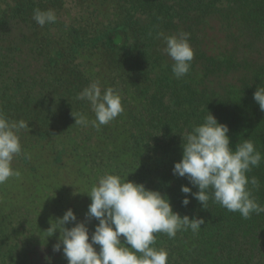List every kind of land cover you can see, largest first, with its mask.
I'll use <instances>...</instances> for the list:
<instances>
[{"label":"trees","instance_id":"trees-1","mask_svg":"<svg viewBox=\"0 0 264 264\" xmlns=\"http://www.w3.org/2000/svg\"><path fill=\"white\" fill-rule=\"evenodd\" d=\"M36 8L54 10L57 21L39 26L33 20ZM215 16L251 38L264 39V0H0V112L12 121L27 122L30 129L19 133L22 154L12 167L24 164L27 173H35L30 151L48 148L52 167H61L65 157L77 158L94 181L115 174L167 195L181 217L205 221L195 234L190 229L174 238L155 234L153 247L168 252V264H264V213L244 219L211 199L204 209L191 194L185 207L181 186L192 192L198 188L172 172L182 158V137L203 123L208 112L228 126L230 147L250 139L264 155V111L253 99L257 88L264 87V66L247 67L232 57H198L204 59L205 77L244 71L238 89L224 96L208 92L201 78L177 79L155 71L152 47L157 33L194 31L196 22ZM29 60L36 66L29 68ZM93 81L102 90L114 89L124 109L98 128L75 124L81 114L90 122L95 119L90 104L76 99ZM247 175L260 181L252 195L264 205V159ZM3 185L2 198L7 197ZM69 189L64 210L72 209L77 222L87 224L91 238L98 221L86 220L82 213L90 199L86 205L76 203V192ZM1 200L0 264H68L62 250L53 251L58 230L41 239L42 223L33 222L32 209ZM53 215L59 216L56 207ZM94 247L99 251V245Z\"/></svg>","mask_w":264,"mask_h":264},{"label":"clouds","instance_id":"clouds-1","mask_svg":"<svg viewBox=\"0 0 264 264\" xmlns=\"http://www.w3.org/2000/svg\"><path fill=\"white\" fill-rule=\"evenodd\" d=\"M33 20L43 27L55 23L57 16L52 9L36 8ZM161 36L163 33H157V38ZM189 38L190 33L183 31L163 36L164 51L173 61L172 72L177 79L189 73L194 59ZM76 99L87 101L95 114L91 122L83 114L79 118L74 116L75 124L81 126L107 125L124 111L120 95L112 88L102 90L99 81L91 82ZM253 99L264 111V87L257 88ZM208 113L203 123L194 125L182 137V158L172 169L173 175L187 178L198 188L197 192H192L190 187L181 186L185 194L183 206L190 203L188 194H191L204 209H208L211 199L229 212H239L244 219L264 213V205L252 195V189L259 190L260 181L255 176L249 179L247 175L252 168L259 167L264 155L250 139L237 143L235 149L230 147L228 126ZM26 129L30 131L27 122L12 121L0 112V184L20 175L12 162L22 154L19 133ZM88 196L91 203L85 218L98 221L91 238L87 224L77 222L70 208L45 231L51 237L59 230V241L53 251L62 250L68 264H168V252L153 247L155 234L164 233L174 238L178 231L189 229L195 234L205 223L202 218L181 217L174 212L167 195L149 190L143 184L122 180L115 174L100 176ZM69 223L74 226L66 227ZM95 245H99V251Z\"/></svg>","mask_w":264,"mask_h":264},{"label":"rangeland","instance_id":"rangeland-1","mask_svg":"<svg viewBox=\"0 0 264 264\" xmlns=\"http://www.w3.org/2000/svg\"><path fill=\"white\" fill-rule=\"evenodd\" d=\"M198 25L194 31L186 29L181 32L190 33L189 43L194 51V59L191 61L189 73L182 78H201L203 88L208 92H214L219 96H224L226 92L231 91L233 87L238 89L239 80L242 78L244 72L241 68L237 71H230L205 77L204 59H198L200 56L213 57L219 60L232 57L236 62L253 67L264 66V39H254L249 36L247 32L240 31L236 25H227L225 21L219 16L210 18L204 22H196ZM180 32H163V36H170L179 34ZM17 34V33H16ZM163 36L155 39L153 44V58L157 59L155 71L162 75L176 78L172 72L173 61L165 53L166 47ZM198 37L196 40L195 37ZM114 41L117 45L121 43L120 36H115ZM28 60V58H26ZM29 68L36 66V61H28ZM250 64V65H249ZM164 77V76H163ZM30 151L34 158L36 165V172L33 174L27 173V168L23 165L16 164V171L20 173L19 177H11L4 183L7 187L4 195L7 197H0V201L10 199L6 203H12L17 206H25L36 217L33 222L41 221L40 237L46 240L48 235V226L55 223L57 218H60L65 213L64 206L66 205L64 194L65 188L74 195V202L85 205L88 203L90 191L92 187L98 182L94 181V176L90 169L79 159H70L65 157L62 161L63 166L58 170H53L51 161L52 154L48 148H39L37 151ZM75 154L73 158H75ZM21 164V163H19ZM54 166V164H53ZM26 172V173H25ZM70 185V186H68ZM5 202V201H4ZM91 203V199L89 204ZM8 206V205H7ZM59 210V216L53 215V208ZM80 208V205H79ZM85 214V211L82 210ZM81 213V214H82ZM36 222V224H38ZM93 221L91 222L92 226ZM95 230V228H93ZM59 236V230L57 233Z\"/></svg>","mask_w":264,"mask_h":264},{"label":"flooded vegetation","instance_id":"flooded-vegetation-1","mask_svg":"<svg viewBox=\"0 0 264 264\" xmlns=\"http://www.w3.org/2000/svg\"><path fill=\"white\" fill-rule=\"evenodd\" d=\"M53 163V160L51 161V164ZM63 166V163H62ZM60 167L57 166V164H55V166H53V170H58Z\"/></svg>","mask_w":264,"mask_h":264}]
</instances>
